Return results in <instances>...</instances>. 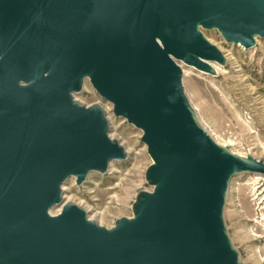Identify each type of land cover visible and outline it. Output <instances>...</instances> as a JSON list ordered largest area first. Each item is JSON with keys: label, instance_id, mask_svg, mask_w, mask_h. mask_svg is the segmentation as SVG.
Here are the masks:
<instances>
[{"label": "water", "instance_id": "95a60500", "mask_svg": "<svg viewBox=\"0 0 264 264\" xmlns=\"http://www.w3.org/2000/svg\"><path fill=\"white\" fill-rule=\"evenodd\" d=\"M198 24L253 46L264 0H0V264H234L202 212L264 163L216 146L186 100L169 53L222 59ZM87 74L146 127L174 190L150 195L138 227L124 220L117 233L75 203L48 214L70 166L82 180L85 163L103 172L127 156L101 107L73 99Z\"/></svg>", "mask_w": 264, "mask_h": 264}, {"label": "rangeland", "instance_id": "374dc122", "mask_svg": "<svg viewBox=\"0 0 264 264\" xmlns=\"http://www.w3.org/2000/svg\"><path fill=\"white\" fill-rule=\"evenodd\" d=\"M197 30L218 49L222 59L199 65L172 57L183 72V93L196 121L216 146L264 163V35L254 36V45L246 47L218 27L198 24ZM72 96L87 108L101 107L108 137L116 140L127 156L109 161L103 172L90 170L82 180L70 175L61 184L62 202L49 213L59 216L65 204L75 203L85 210L88 221L117 233L124 220L138 224L146 215L150 195L174 190L165 172H157L160 157L147 138L146 127L121 112L116 100L99 89L90 74ZM257 188L255 201L245 202L244 196ZM223 198L215 220L224 228L222 235L225 233L235 263L264 264V173L232 175ZM202 213L211 215L210 210ZM239 213L244 215L243 223L238 222ZM244 232L251 233L255 241L245 242Z\"/></svg>", "mask_w": 264, "mask_h": 264}, {"label": "bare ground", "instance_id": "6f19581e", "mask_svg": "<svg viewBox=\"0 0 264 264\" xmlns=\"http://www.w3.org/2000/svg\"><path fill=\"white\" fill-rule=\"evenodd\" d=\"M223 30V29H222ZM228 32V31H227ZM223 33H225V31L223 30ZM229 34H231V35H233L234 37H236L235 36V34L232 32V31H230V32H228ZM156 38H157V41H158V43H159V45L163 48V49H165V40H164V37L161 35V34H157L156 35ZM236 39V38H235ZM237 41V40H236ZM252 41L254 42L255 41V39H254V37H252ZM238 42L239 43H241L242 45H249V43H246V42H244L242 39H240V40H238ZM182 52H183V54H185L186 56H188V57H192V58H197L199 61H202V62H211V61H216V60H212V59H210V57L209 56H204V55H200V54H197V53H195V52H192V51H188V50H185V49H183L182 48ZM169 56L172 58H177V59H183L184 61H186V59H185V57L184 56H182V55H174V54H172V53H169ZM172 58V59H173ZM186 62H188V61H186ZM240 156V155H239ZM243 157V156H242ZM257 161V160H256ZM257 162H259V161H257ZM260 164H262V162H259ZM108 164H109V162H107V165H105L103 168H107L108 167ZM263 166H264V164H262ZM93 169H102V167L101 166H93V165H90V164H87V163H85L84 165H83V175L84 176H86V174L90 171V170H93ZM243 172V171H242ZM71 173V175H72V173H73V169H72V167L70 166V168H69V172H68V174H70ZM239 173V172H238ZM258 190H259V188H257V189H252V193H249V194H247V195H245L244 196V198H243V200H245V202H252V201H255V198H256V196H257V194H258ZM64 191V189H62V187H59V192H60V199L62 198V192ZM59 199V200H60ZM58 200V201H59ZM221 200V199H220ZM58 201H56V202H54L53 203V205L48 209V214L51 216V217H55V216H52L50 213H49V211H50V209L54 206V205H56V204H58L57 202ZM222 201V200H221ZM70 204H72V203H67V204H65L64 206H63V208H62V210H61V214L64 212V210H65V208H67ZM223 204V203H222ZM75 205V204H74ZM79 207V206H78ZM220 208H221V205H219V204H216V205H214V206H211V208H210V211H211V215H207V214H205V213H202L203 215H204V219H205V221H207L208 223H209V225H214L215 226V231H216V237H217V240H218V242H219V246L221 247V252H222V255H228V254H230V255H232L231 253H232V250H231V248H229L228 246H227V241H226V239H225V233L222 235V232L224 231V228L222 229V224H219L218 223V221L217 220H215L216 219V217H217V215H218V212H219V210H220ZM207 212V211H206ZM60 214V215H61ZM244 217V215L243 214H238L237 215V218L238 219H241V221H238V222H240V223H243L244 222V220L242 219ZM215 220V221H214ZM219 221H221V219H220V217H219ZM247 221H248V219H247ZM130 225H132L133 227H138V224H133V223H130V222H128ZM223 230V231H222ZM244 241L245 242H254L255 241V238L253 237V235L251 234V233H249V232H244ZM243 242V241H242ZM229 244V243H228ZM233 257V256H232ZM255 261H257V262H260V260H258V259H256ZM234 264H236L235 263V259H234Z\"/></svg>", "mask_w": 264, "mask_h": 264}]
</instances>
